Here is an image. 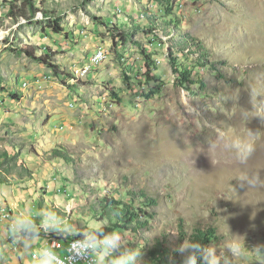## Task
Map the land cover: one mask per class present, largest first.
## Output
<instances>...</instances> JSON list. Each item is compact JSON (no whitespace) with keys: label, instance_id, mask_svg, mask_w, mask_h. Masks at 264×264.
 Here are the masks:
<instances>
[{"label":"rangeland","instance_id":"1","mask_svg":"<svg viewBox=\"0 0 264 264\" xmlns=\"http://www.w3.org/2000/svg\"><path fill=\"white\" fill-rule=\"evenodd\" d=\"M10 1L0 0L2 205H17V190L69 223L111 226L98 200L144 192L159 202L155 215L145 230L127 232L144 244L146 264L158 242L171 261L197 228H216L218 249L227 228L249 247L264 244V187L233 178H264V0H35L31 20L12 19ZM115 28L128 40L116 42ZM48 52L60 71L38 59ZM148 74L158 81L148 84ZM217 129L255 134L246 164L221 147ZM3 245L0 264H12Z\"/></svg>","mask_w":264,"mask_h":264},{"label":"clouds","instance_id":"2","mask_svg":"<svg viewBox=\"0 0 264 264\" xmlns=\"http://www.w3.org/2000/svg\"><path fill=\"white\" fill-rule=\"evenodd\" d=\"M217 135L223 149L231 151L241 164L248 162L255 150L254 142L250 139L255 134L251 130H248L247 135H230L223 129H217ZM233 178L238 179L248 189L264 187V178L259 172H242ZM71 207H75V204ZM71 207L64 210L70 212ZM109 227L110 222L107 219H91L78 225L69 223L52 209H40L35 215L25 209L0 228V243L10 242L19 259L31 253L41 233H55L64 239L79 238L72 240L65 258H61L55 250V242L40 248L34 257V264H77L81 260L87 264H146L141 240H131L127 230L108 231ZM227 233L222 248L218 249L213 243L204 245L186 238L173 251L182 254V264H198V259L202 264H238L249 253L256 256V264H264V244L249 247L246 242L241 243L236 238L240 235H230L228 228ZM173 235L179 236L175 233Z\"/></svg>","mask_w":264,"mask_h":264},{"label":"trees","instance_id":"3","mask_svg":"<svg viewBox=\"0 0 264 264\" xmlns=\"http://www.w3.org/2000/svg\"><path fill=\"white\" fill-rule=\"evenodd\" d=\"M35 0H14L8 2L9 10L8 15L14 19H32L36 15V8H35ZM44 16L46 18L48 17V12L43 11ZM61 18H56L54 20L55 25L53 26L56 32H63L64 30L60 26ZM154 30H149L150 33L154 32ZM115 34L117 36L116 39H114L116 42L118 39H123L124 41L128 40L127 32L125 30H119L117 28L114 29ZM199 51L203 54V50ZM26 52L28 56L32 58H36V53L34 50H20V53ZM51 53H45L43 56L39 57L38 59L42 62H44L47 65L52 66L56 70H59L58 66L52 65ZM151 60L150 58H148ZM175 60L172 62L173 68L175 69V72L180 73L183 78L187 82H192L191 80V72L189 70H183L179 71L177 66L175 65ZM148 84L152 83L153 81H158V78L156 76H150V74L147 75ZM182 86H185V83L182 82ZM187 87V86H186ZM115 96L116 93H113ZM52 153L55 156H59L60 158L66 159V151L63 149H54ZM129 200H117L115 197H106L103 200L99 201V209L100 211H103L105 216H108L110 220H115L111 226L107 229L108 231H111L113 229L115 230H131L135 233H140L141 230H145L150 226V219L155 215L150 209L152 207H155L158 205V200L155 198L150 197L146 193H139L136 191H129L128 193ZM143 199V206L137 205V199L138 198ZM1 209L2 206H0V215H1ZM1 222H6V219H1ZM183 227V224H182ZM217 235V230L214 227H209L208 229H200L197 228L191 235H189V239L197 240L201 242L204 245L211 244L215 239ZM52 238L57 239H63L67 240L71 237L64 239L55 233H52ZM72 238H79V237H72ZM150 258L152 259L150 264H182L183 258L179 257L178 252H174L172 256V260L170 261V249L164 247L162 242H158V244L150 250ZM202 262L198 259V264H201Z\"/></svg>","mask_w":264,"mask_h":264},{"label":"crops","instance_id":"4","mask_svg":"<svg viewBox=\"0 0 264 264\" xmlns=\"http://www.w3.org/2000/svg\"><path fill=\"white\" fill-rule=\"evenodd\" d=\"M1 191L4 192V194L6 196V197L4 196L5 197V200L10 199L7 196L8 194H10V190H1ZM19 193H20V191L15 190L14 195H12V197L10 199V200H12L15 197H21V198H17L18 203H17V205H15L17 207V213H18V211H24L25 209H27V210H29L33 214V213H36V212H38L40 210L37 207L35 208L34 205H30V202H28L27 198L25 196H23L22 194H19ZM8 204L9 205H12L13 210H15V206L13 207V204L12 203H8V202L7 203L6 202L4 203L5 206H7ZM4 205H2L0 203V206H2V208L4 207ZM2 211H4V209H2ZM7 223L8 222H6V223L0 222V228H2ZM45 236H46V234L41 233V236H40L39 240L36 242V244L33 246L32 250H31V253L30 254H27L26 257H24V258L21 257L19 259L17 258L18 253L15 252V251H13V245L11 247H9V244H11L10 242L7 243V244H4L3 247L6 249L5 256L6 255L8 256L9 253H12L13 254V257L12 258H9V262L12 263V264H22V261L24 262L26 260V258H28L30 260L31 264H34V258L32 256L34 254H37V253H34L33 254V252L34 251L35 252H38V250L43 247V242L45 240ZM51 239H54V238H52V236L49 235V242H51ZM62 242H63L64 245L66 244V241L65 240H62ZM58 253H63V250H58Z\"/></svg>","mask_w":264,"mask_h":264},{"label":"built area","instance_id":"5","mask_svg":"<svg viewBox=\"0 0 264 264\" xmlns=\"http://www.w3.org/2000/svg\"><path fill=\"white\" fill-rule=\"evenodd\" d=\"M13 212L14 210H8V207H4V211L1 212V215H0V218L1 219H11L13 217ZM52 234V233H49V234H46V242H43V247H48L49 245H51L53 242H49V235ZM77 239V238H75ZM70 245H62V243H55V250L57 251L58 253V250H63V253H58L61 258H65L67 257L68 253H67V248L69 247ZM35 256V254H34ZM77 264H87L86 261H77Z\"/></svg>","mask_w":264,"mask_h":264},{"label":"bare ground","instance_id":"6","mask_svg":"<svg viewBox=\"0 0 264 264\" xmlns=\"http://www.w3.org/2000/svg\"><path fill=\"white\" fill-rule=\"evenodd\" d=\"M55 239V238H54ZM75 239V238H74ZM74 239H72V240H74ZM72 240H69L67 243H66V245H70L71 244V242H72Z\"/></svg>","mask_w":264,"mask_h":264}]
</instances>
